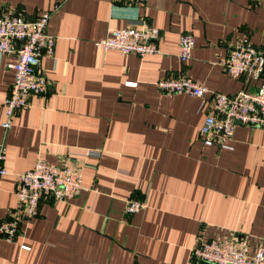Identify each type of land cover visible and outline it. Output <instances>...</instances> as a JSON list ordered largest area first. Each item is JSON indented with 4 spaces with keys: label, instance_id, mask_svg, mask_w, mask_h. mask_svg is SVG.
Masks as SVG:
<instances>
[{
    "label": "crops",
    "instance_id": "1",
    "mask_svg": "<svg viewBox=\"0 0 264 264\" xmlns=\"http://www.w3.org/2000/svg\"><path fill=\"white\" fill-rule=\"evenodd\" d=\"M46 11L56 40L37 68L48 92L29 94L8 131L0 128V219L15 213L17 174L37 157L78 167L83 188L64 201L43 197L12 240L0 236V264H205L190 252L210 239H246L248 252L261 241L264 250V129L237 123L231 150L203 145L209 95L200 106L153 85L185 75L223 94L255 90L260 79L232 78L219 60L243 37L263 48L264 0H0V13ZM141 24L158 29L157 53L95 44L111 29ZM181 32L193 39L184 62ZM14 61L0 55V121ZM129 198L144 207L126 213Z\"/></svg>",
    "mask_w": 264,
    "mask_h": 264
},
{
    "label": "built area",
    "instance_id": "2",
    "mask_svg": "<svg viewBox=\"0 0 264 264\" xmlns=\"http://www.w3.org/2000/svg\"><path fill=\"white\" fill-rule=\"evenodd\" d=\"M144 0H114L117 4H137ZM53 10V9H52ZM51 11L35 17L0 13V55H12L15 61L9 65L13 70L2 106L4 117L0 121L3 132L8 131L15 112L27 106L29 94L45 95L49 83L38 71L39 59L51 57L56 37L46 33V24ZM159 31L148 24L126 25L111 29L107 35L95 41L103 51L114 50L119 54H135L139 57L158 52L156 39ZM193 39L189 32L178 36L177 58L180 62L190 56ZM224 72L232 77L244 76L260 82L253 91L239 89L234 94H223L208 89L188 76L178 75L156 80V90L165 95L188 94L200 99L202 106L209 95L210 109L205 114L199 129L203 145L231 150L229 141L234 126L238 124L264 129V46L258 48L243 37L228 49L219 60ZM128 86L135 83L127 82ZM87 155L97 157L99 150H87ZM3 144L0 143V177L5 175ZM81 173L78 167L55 164L37 157L31 168L17 174L15 191L16 211L10 217L0 219V236L12 240L19 231V223L35 216L37 205L43 197L54 202L73 197L80 189ZM145 202L129 198L125 212L130 214L143 208ZM248 241L239 239H210L192 247L190 259L205 264H264L261 241L248 252ZM22 249L28 246L21 245Z\"/></svg>",
    "mask_w": 264,
    "mask_h": 264
}]
</instances>
